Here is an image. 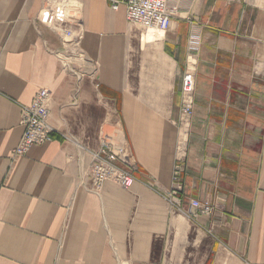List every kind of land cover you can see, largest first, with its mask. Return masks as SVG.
<instances>
[{
  "label": "crops",
  "instance_id": "crops-1",
  "mask_svg": "<svg viewBox=\"0 0 264 264\" xmlns=\"http://www.w3.org/2000/svg\"><path fill=\"white\" fill-rule=\"evenodd\" d=\"M46 1L0 0V264H264V0H169L163 33L105 0H74L78 24L50 26ZM40 89L55 133L12 157ZM104 139L127 149L130 189L91 190ZM176 165L181 208L207 201L209 216L168 206Z\"/></svg>",
  "mask_w": 264,
  "mask_h": 264
},
{
  "label": "built area",
  "instance_id": "built-area-1",
  "mask_svg": "<svg viewBox=\"0 0 264 264\" xmlns=\"http://www.w3.org/2000/svg\"><path fill=\"white\" fill-rule=\"evenodd\" d=\"M74 0H47L43 13L44 22L47 25L55 26L57 23L74 22L78 24V15L71 14L74 8ZM111 10L125 9L126 23L138 26L145 30L166 32L171 25L172 11L169 0H105ZM195 27H192L189 38L190 50L198 47L199 39L193 34ZM65 36L70 32L63 30ZM63 54L58 55L61 61ZM66 66V64H64ZM194 83L195 70L188 66L181 81V102L180 112L184 121L193 115L194 105ZM52 94L47 89L37 91L28 105H20V126L22 135L16 148L12 151V157L25 156L32 146L41 145L49 141L55 133V128L50 122V103ZM92 162L87 176L91 183V190L99 193L107 182L114 183L124 189H130L137 181L133 175L135 166L127 154V149L119 144H114L104 139L100 149L91 153ZM121 164L122 166H119ZM183 168L176 165L172 173V188L163 197L168 206L186 217L194 220L198 215L209 216L213 208L207 201L189 199L188 209L181 208V199L178 197L182 191L180 177Z\"/></svg>",
  "mask_w": 264,
  "mask_h": 264
},
{
  "label": "rangeland",
  "instance_id": "rangeland-1",
  "mask_svg": "<svg viewBox=\"0 0 264 264\" xmlns=\"http://www.w3.org/2000/svg\"><path fill=\"white\" fill-rule=\"evenodd\" d=\"M135 27H138V26H135ZM140 28V27H139ZM142 29V28H141ZM67 56V55H66ZM65 57V55H62V58L64 59V60H66V61H68V56H67V58H64Z\"/></svg>",
  "mask_w": 264,
  "mask_h": 264
},
{
  "label": "bare ground",
  "instance_id": "bare-ground-1",
  "mask_svg": "<svg viewBox=\"0 0 264 264\" xmlns=\"http://www.w3.org/2000/svg\"><path fill=\"white\" fill-rule=\"evenodd\" d=\"M163 33V32H162Z\"/></svg>",
  "mask_w": 264,
  "mask_h": 264
}]
</instances>
